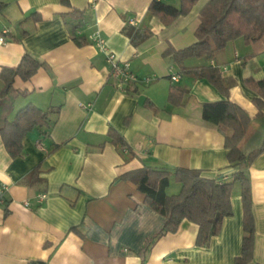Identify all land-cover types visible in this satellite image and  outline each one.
I'll use <instances>...</instances> for the list:
<instances>
[{
    "label": "crops",
    "instance_id": "obj_1",
    "mask_svg": "<svg viewBox=\"0 0 264 264\" xmlns=\"http://www.w3.org/2000/svg\"><path fill=\"white\" fill-rule=\"evenodd\" d=\"M152 1L0 0L5 4L0 72L17 67L24 54L44 64L27 81L15 77L0 95V130L27 106L46 114L44 126L22 137L16 157L0 134V264H236L241 256L243 206L237 184L232 215L209 246L200 247L198 225L188 220L175 233L151 241L164 217L147 205L134 182L121 179L142 168L168 170L167 194H175L180 189L175 169L198 170L206 179L225 182L236 171L224 135L202 118L203 104L223 100V94L207 78L181 73L164 54L196 42L199 10L209 0H197L167 26L150 13ZM162 1L180 5V0ZM94 32L120 61L129 62L136 81L117 88L106 56L90 42ZM251 53L236 39L212 59L182 62L216 68L229 102L256 121L245 154L264 137V116L256 117L253 103L264 81V52ZM2 86L0 81V92ZM173 86L186 90L181 105L168 101ZM247 173L254 223L247 264H264V153Z\"/></svg>",
    "mask_w": 264,
    "mask_h": 264
},
{
    "label": "trees",
    "instance_id": "obj_2",
    "mask_svg": "<svg viewBox=\"0 0 264 264\" xmlns=\"http://www.w3.org/2000/svg\"><path fill=\"white\" fill-rule=\"evenodd\" d=\"M197 0H180L179 7H174L162 0H153L149 10L164 25H171L179 16L186 15ZM5 7L0 2V11ZM200 23L195 30L196 42L187 49L174 51L168 49L165 56L180 65L183 74L207 78L224 96L223 100L205 103L202 106L204 121L215 125L225 137V149L230 167L236 171L231 181L211 180L202 177L200 171L175 169L174 179L180 185L175 194H167L171 172L142 168L129 176L138 191L145 196V202L154 211L164 217L162 226L153 234L154 241L166 233H175L183 220L198 225L196 245L209 246V242L221 230L223 220L232 215L231 195L233 187H240L243 206V237L241 256L236 264H247L252 260L254 223L251 214V187L248 167L253 160L264 153V137L259 146L249 153L243 152V146L253 135L256 121L236 104L229 102L228 91L219 76L218 70L212 66L202 68L184 67L182 62L187 57H205L212 59L215 53L223 49L229 42L242 39L252 48L250 55L264 52V0H209L199 10ZM44 64L29 54H24L17 67L2 68L0 81L4 96L12 87L15 77L23 81L29 80ZM259 97L253 100L257 108L256 117L264 116V81L259 82ZM186 90L178 86L171 87L168 101L171 105L183 103ZM46 124V114L36 107H25L17 113L15 119L6 122L0 130L2 142L7 152L16 157L20 154L22 137L36 127ZM114 137L116 145L124 146L121 137Z\"/></svg>",
    "mask_w": 264,
    "mask_h": 264
},
{
    "label": "built area",
    "instance_id": "obj_3",
    "mask_svg": "<svg viewBox=\"0 0 264 264\" xmlns=\"http://www.w3.org/2000/svg\"><path fill=\"white\" fill-rule=\"evenodd\" d=\"M94 3L96 0H90ZM90 42H92L97 49L106 56V60L111 68V76H113L116 80L117 88L121 89L123 82H134L137 80V76L130 70V64L126 61H120L116 55L109 50L106 45L105 39L100 35L99 32H94L90 36ZM5 41L4 37H0V43ZM179 75L173 74L171 75L172 81H177ZM148 81V78L146 79ZM44 196H39V200H41Z\"/></svg>",
    "mask_w": 264,
    "mask_h": 264
}]
</instances>
